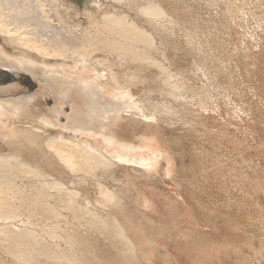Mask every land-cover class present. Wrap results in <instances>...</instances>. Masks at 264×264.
<instances>
[{"label": "rangeland", "instance_id": "374dc122", "mask_svg": "<svg viewBox=\"0 0 264 264\" xmlns=\"http://www.w3.org/2000/svg\"><path fill=\"white\" fill-rule=\"evenodd\" d=\"M56 2L72 24L102 37L105 11L126 15L149 34L155 48L136 44L139 57L95 53L119 73L134 107L156 116L125 115L116 127L120 142L146 146L145 157L135 149L134 162L112 167L91 154L78 157L82 150L72 157L75 147L61 141L78 135L105 146L99 125L88 134L72 132L65 127L71 105L43 86L42 72L0 60V100L21 99L25 107L17 116L0 110L21 133L11 141L0 134V171L13 180L0 175V264H264V0ZM151 5L162 14L143 11ZM3 35L0 50L9 56L27 51ZM47 117L60 125L47 124ZM50 139L60 141L52 147ZM151 156L160 162L148 172L144 161ZM98 182L122 204H96Z\"/></svg>", "mask_w": 264, "mask_h": 264}, {"label": "bare ground", "instance_id": "6f19581e", "mask_svg": "<svg viewBox=\"0 0 264 264\" xmlns=\"http://www.w3.org/2000/svg\"><path fill=\"white\" fill-rule=\"evenodd\" d=\"M56 1L58 0H0V33H2V35L4 34L3 36H5L6 41L11 46L23 48L25 50L27 49V51L29 52H36L43 58H52L57 62L37 59L31 53L23 50L20 52H15L21 54V56L18 57H12L11 55L9 56L8 54H6L7 52L5 53V51L0 50V60H5L7 65H9L10 67L19 69L23 68L25 70H32L33 72L37 70L41 71L42 75L44 76L43 79L45 80L43 86L46 87V89L50 90L51 93L52 91H54L59 94L60 102L70 103L71 111L66 116L67 122L65 123V127L69 128L72 132L81 135L86 132L88 134V132H91V130L93 129V126L99 125V135L103 136L105 140V146L96 144V147H92L90 141L83 140L79 138L78 135H74L75 137L71 136L66 140L64 139V141H61L75 147L70 152L72 154V157L75 153L76 155L78 154L77 151L82 150L83 154H78V157L81 156L82 158H88L89 156H87V154H91L92 157L100 158V163L106 165L109 164V166L111 167L120 165V163L122 162H134L133 160H130L129 156H131L133 151L136 150L140 151L138 152V155H140L141 157H145L143 149H145L146 146L135 145V148V146L132 144L120 142V139L118 138L116 133V127L125 117V115L133 116L136 118H154L156 116V113L151 112L152 110L150 112L140 111L139 108L134 107L131 98L132 93L128 91L127 87L121 83L118 75L119 73H117V71H115V69L112 68L110 64L106 63L107 58H101L97 56L95 52H100L101 49H105L106 51L107 49V51L109 50L110 52L115 51L114 54L117 53V55H119L118 57L122 58L124 57V55L132 57L131 55L133 54L128 53H132L133 51L135 53L134 57H139L140 53H138L137 51L139 47L137 46L140 45L142 41H144L146 42L144 46L149 45L150 47H154V40L148 37L149 34L137 23L128 20L126 15L120 16L115 12L110 11H105L102 15L103 23L100 25L104 28V36L102 37V33L91 31L90 28H93L90 27L91 25L89 26L90 28H87V26L80 27V24H72L68 20L67 16L64 15V12L62 11V13L60 11L62 10L58 7L60 3L58 4ZM95 3H99L100 7H102L103 5L108 6V4H103L104 2L100 4L101 2L95 1ZM56 4H58V6ZM70 8H72V5ZM74 8L76 7L74 6ZM143 11L155 15L162 14V11L158 7H155L153 5L145 8ZM97 33L101 35V37L98 36ZM99 48L101 49L98 50ZM33 59L40 60L41 62L35 63ZM58 60L62 61L59 62ZM104 70L109 73L111 82L114 83V87L112 86V89L111 87H109V85L111 84L107 82L108 79L106 80V78L104 77L106 76L103 73ZM73 72H78L79 75L75 77L72 75ZM21 101V99H16L13 101L2 99L0 100V110H9L12 112L11 115L17 116V114L19 115L23 110H25V107L23 104H21ZM58 108L59 107L57 106L54 110L56 114H59ZM1 111L0 134L2 136L4 135L9 137L8 140H10V136L17 137L18 135H21V133H18L17 130L9 127L7 119L8 115L6 117V115H4V113H2ZM107 117L109 119V122L106 125V121L100 118ZM46 122L47 124L53 126H57L59 124L57 123L56 119H51L49 117H47ZM107 126L108 129L106 130L105 128ZM35 130H38L34 131L35 133H41L42 128L37 127V129ZM23 133L24 136L27 137V134H25V132ZM13 141L14 139L12 140V142ZM32 141H34V139ZM50 141H52L50 145L52 147H55L57 142L60 140L50 139ZM152 147L155 146H151V148ZM18 153L19 152L16 153L15 158L17 155L18 157L20 156ZM55 154L58 153L56 152ZM65 154L66 153L64 152L62 153V155L69 158L65 159L64 157L65 161L68 160L69 162L72 159V157H70L71 154ZM152 155L155 156V154ZM154 156H151L144 161L146 163L144 167L148 172L156 170L160 162V159H157ZM163 157L166 158L164 154ZM0 161H2L1 157ZM65 161L63 160V162ZM74 161H72V163L76 164V162ZM79 162H77V164ZM81 167L84 166H80V168ZM169 169L170 168H168L167 174L169 172ZM0 175L2 176L1 178H6L8 181L12 180L10 174H4L2 171H0ZM49 176L51 177L52 182L55 183V185L57 184V186L59 185L58 187H60L61 181L55 178L53 174H49ZM101 184L102 183L98 182V195L95 198L96 204L105 205L107 206V208L120 206L122 204L121 198L113 192H104ZM3 191L5 190L0 189V198L4 196L2 194ZM2 205L3 204L0 203V207H2ZM141 205L147 207L149 205V200L144 198L141 202ZM4 214L5 215H2L5 216L6 219H8L6 213ZM5 217L3 218L5 219ZM17 229L18 228L14 227L11 232L15 233L14 230ZM18 235L22 237V239H27L26 234L18 233ZM33 240L34 242L38 243L42 242L39 238H35ZM66 242L70 241L67 240ZM70 243L76 245L77 242ZM46 255L47 257H49L50 255V257L53 258L52 252H50V254L48 252ZM72 255L75 256L76 254L73 252ZM25 256L27 257L28 255L26 253L21 255L22 258ZM73 256L71 258L72 260ZM31 261L32 262H30L29 260L27 262L24 260L22 264H35L34 262H36L34 260Z\"/></svg>", "mask_w": 264, "mask_h": 264}, {"label": "crops", "instance_id": "0c3cea01", "mask_svg": "<svg viewBox=\"0 0 264 264\" xmlns=\"http://www.w3.org/2000/svg\"><path fill=\"white\" fill-rule=\"evenodd\" d=\"M110 193V192H109Z\"/></svg>", "mask_w": 264, "mask_h": 264}]
</instances>
